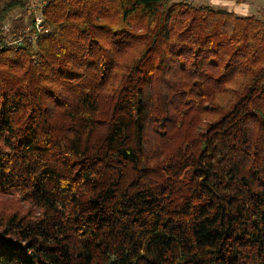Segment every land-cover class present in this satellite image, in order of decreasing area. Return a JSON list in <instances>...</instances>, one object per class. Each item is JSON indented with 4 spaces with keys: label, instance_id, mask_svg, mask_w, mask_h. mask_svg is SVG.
I'll return each instance as SVG.
<instances>
[{
    "label": "trees",
    "instance_id": "obj_1",
    "mask_svg": "<svg viewBox=\"0 0 264 264\" xmlns=\"http://www.w3.org/2000/svg\"><path fill=\"white\" fill-rule=\"evenodd\" d=\"M44 1L0 49V264H264V18Z\"/></svg>",
    "mask_w": 264,
    "mask_h": 264
},
{
    "label": "rangeland",
    "instance_id": "obj_2",
    "mask_svg": "<svg viewBox=\"0 0 264 264\" xmlns=\"http://www.w3.org/2000/svg\"><path fill=\"white\" fill-rule=\"evenodd\" d=\"M176 1H185L190 2L192 4H199V3H207L211 4L214 7H222L228 10L234 11L239 16H249L253 15L257 18H264V0H176ZM207 1L214 2L215 4H212L211 2L208 3ZM25 6L24 8H28L31 3L38 2L39 0H25ZM20 17L24 18V22L28 20L29 16L27 12L25 11H17L13 14H10L9 20L15 19L18 20ZM9 20H7L9 22ZM6 22V21H5ZM28 207L26 202H20V200H17L13 197H3L0 196V210H11V209H18L19 211H24Z\"/></svg>",
    "mask_w": 264,
    "mask_h": 264
},
{
    "label": "built area",
    "instance_id": "obj_3",
    "mask_svg": "<svg viewBox=\"0 0 264 264\" xmlns=\"http://www.w3.org/2000/svg\"><path fill=\"white\" fill-rule=\"evenodd\" d=\"M38 2H33L28 8H24L23 11L27 12L29 18L33 17L34 20V29L37 32H43V20L44 17L42 15V10L45 5L44 0H39ZM12 25L13 20H9L4 22V24L0 27V34L2 37V44H0V49L4 47H13V48H19V46L24 45V41L31 42L33 39L34 33H30V30L28 27L25 28H15V32H12Z\"/></svg>",
    "mask_w": 264,
    "mask_h": 264
},
{
    "label": "crops",
    "instance_id": "obj_4",
    "mask_svg": "<svg viewBox=\"0 0 264 264\" xmlns=\"http://www.w3.org/2000/svg\"><path fill=\"white\" fill-rule=\"evenodd\" d=\"M216 1H218V0H216ZM208 3H210L211 1H207ZM203 3V2H202ZM202 3H199V4H197V5H200V4H202ZM212 4H215L214 2H211ZM203 4H207V3H203ZM209 5H211V4H209Z\"/></svg>",
    "mask_w": 264,
    "mask_h": 264
},
{
    "label": "water",
    "instance_id": "obj_5",
    "mask_svg": "<svg viewBox=\"0 0 264 264\" xmlns=\"http://www.w3.org/2000/svg\"><path fill=\"white\" fill-rule=\"evenodd\" d=\"M25 1V0H24Z\"/></svg>",
    "mask_w": 264,
    "mask_h": 264
}]
</instances>
